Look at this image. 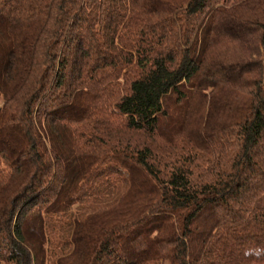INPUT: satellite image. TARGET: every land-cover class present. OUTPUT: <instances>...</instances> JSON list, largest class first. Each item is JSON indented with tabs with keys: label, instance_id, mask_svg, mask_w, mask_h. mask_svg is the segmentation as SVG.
Instances as JSON below:
<instances>
[{
	"label": "trees",
	"instance_id": "1",
	"mask_svg": "<svg viewBox=\"0 0 264 264\" xmlns=\"http://www.w3.org/2000/svg\"><path fill=\"white\" fill-rule=\"evenodd\" d=\"M0 264H264V0H0Z\"/></svg>",
	"mask_w": 264,
	"mask_h": 264
}]
</instances>
